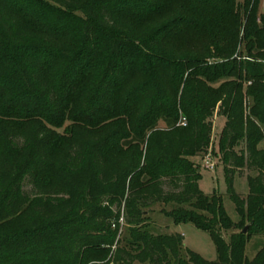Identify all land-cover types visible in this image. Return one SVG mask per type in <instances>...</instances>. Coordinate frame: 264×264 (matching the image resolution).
I'll return each mask as SVG.
<instances>
[{
    "label": "trees",
    "instance_id": "trees-1",
    "mask_svg": "<svg viewBox=\"0 0 264 264\" xmlns=\"http://www.w3.org/2000/svg\"><path fill=\"white\" fill-rule=\"evenodd\" d=\"M260 7L245 2L239 56L236 0H0V264H264V247L246 256L264 237ZM205 46L224 61L204 65L193 53ZM216 113L236 225L193 161L213 146ZM245 168L257 173L246 198L234 190ZM156 204L210 234L218 259L153 235Z\"/></svg>",
    "mask_w": 264,
    "mask_h": 264
},
{
    "label": "rangeland",
    "instance_id": "rangeland-1",
    "mask_svg": "<svg viewBox=\"0 0 264 264\" xmlns=\"http://www.w3.org/2000/svg\"><path fill=\"white\" fill-rule=\"evenodd\" d=\"M247 0H236L237 9L241 11L242 19H241V29H240V45L238 46V55L239 56H246L248 51V46L242 42L244 36V30L247 24V16L245 15V2ZM174 13L175 11H170ZM260 13L264 14V0H261V7ZM180 13H178L179 15ZM176 15L170 14L164 19H155V23L150 24L146 27V30L153 31L154 29L158 28L161 23L167 24L169 23ZM159 20V21H158ZM260 23V21H259ZM207 42V41H205ZM180 42H178L179 44ZM195 43V42H193ZM221 47H209L205 46L204 48H200L197 51H194L193 55L195 57H199L202 62L207 65L215 64L217 62H223L224 59H218L219 53L218 50H221ZM175 55L178 57L179 60L187 59L188 57L184 54L186 51L175 49ZM201 56V57H200ZM187 57V58H186ZM192 57V55L190 56ZM251 62H261L258 57H253ZM264 63V62H262ZM186 78V76H185ZM166 81V80H165ZM169 81V80H168ZM168 83V82H167ZM170 86V83L167 85ZM247 87L248 84L245 83ZM183 90V87H182ZM182 93V92H181ZM251 101L247 98L246 102V113L250 114L251 109ZM214 124V132H213V146L210 149V153L213 158V166L211 165V169L208 170L204 163V158L194 157V163L200 167L201 170V180H200V188L204 195H219L223 199V207L227 217L230 221L236 225L240 222V215L237 211V208L231 198L229 192V186L226 181L225 177V165L222 161V156L219 157V142L223 130L226 125V118L222 116H218L216 113L215 117L213 118ZM159 128H165L163 123L161 122ZM260 148L264 149V142L261 143ZM245 149V144L242 145L237 150L240 152L241 150ZM216 168V169H215ZM243 175H237L235 182H234V190L237 194L246 198L250 193V188L248 184V176H256V172H251L247 168L242 170ZM26 191H32L30 186H27ZM177 206L175 204H156L151 208V224H150V232L155 236L161 235H169V234H180L184 237V242L186 247L209 262H214L218 259V250L213 241V238L210 234L203 232L191 224H177L173 221L172 218L168 217L164 212H173ZM123 218L120 220L121 225H123ZM234 232H239L238 228H234L229 233H225L226 239L229 240L230 235ZM129 238L127 236L126 228H124V234L122 235V245H126ZM264 247V237H255L252 238L248 244L246 249V256L249 260H253L256 255L260 252V250ZM138 264V263H137Z\"/></svg>",
    "mask_w": 264,
    "mask_h": 264
},
{
    "label": "built area",
    "instance_id": "built-area-1",
    "mask_svg": "<svg viewBox=\"0 0 264 264\" xmlns=\"http://www.w3.org/2000/svg\"><path fill=\"white\" fill-rule=\"evenodd\" d=\"M179 125H180V126H186V125H187L186 119H183V120L180 122ZM204 163H205L206 168H207L208 170L211 169V165L213 166V164H212V163H213V158H212V155H211L210 152L204 156ZM215 169H216V168H215Z\"/></svg>",
    "mask_w": 264,
    "mask_h": 264
},
{
    "label": "water",
    "instance_id": "water-1",
    "mask_svg": "<svg viewBox=\"0 0 264 264\" xmlns=\"http://www.w3.org/2000/svg\"><path fill=\"white\" fill-rule=\"evenodd\" d=\"M248 227H246V229L244 230V233L246 234L248 232Z\"/></svg>",
    "mask_w": 264,
    "mask_h": 264
}]
</instances>
